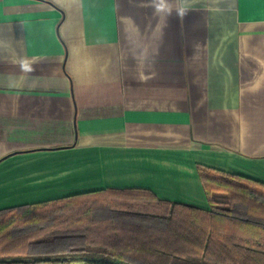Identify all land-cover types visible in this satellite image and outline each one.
I'll return each mask as SVG.
<instances>
[{
    "label": "crops",
    "instance_id": "crops-1",
    "mask_svg": "<svg viewBox=\"0 0 264 264\" xmlns=\"http://www.w3.org/2000/svg\"><path fill=\"white\" fill-rule=\"evenodd\" d=\"M198 165L264 194V0H0V209Z\"/></svg>",
    "mask_w": 264,
    "mask_h": 264
},
{
    "label": "trees",
    "instance_id": "trees-1",
    "mask_svg": "<svg viewBox=\"0 0 264 264\" xmlns=\"http://www.w3.org/2000/svg\"><path fill=\"white\" fill-rule=\"evenodd\" d=\"M198 169L209 208L136 187L2 208L0 264H264V194Z\"/></svg>",
    "mask_w": 264,
    "mask_h": 264
},
{
    "label": "rangeland",
    "instance_id": "rangeland-1",
    "mask_svg": "<svg viewBox=\"0 0 264 264\" xmlns=\"http://www.w3.org/2000/svg\"><path fill=\"white\" fill-rule=\"evenodd\" d=\"M81 202V201H80ZM76 204H78V202H76V201H73V200H70V201H66L65 203H61L60 205H56L57 207L58 206H61V205H63V206H75ZM54 206H50L49 208L50 209H52ZM30 211V208H28V209H25L24 211H22V214H24V213H27V212H29Z\"/></svg>",
    "mask_w": 264,
    "mask_h": 264
},
{
    "label": "water",
    "instance_id": "water-1",
    "mask_svg": "<svg viewBox=\"0 0 264 264\" xmlns=\"http://www.w3.org/2000/svg\"><path fill=\"white\" fill-rule=\"evenodd\" d=\"M35 264H86V263H79V262H59V263H35Z\"/></svg>",
    "mask_w": 264,
    "mask_h": 264
}]
</instances>
